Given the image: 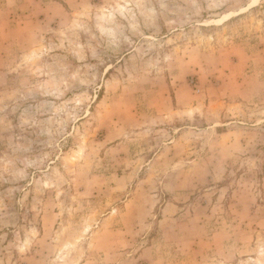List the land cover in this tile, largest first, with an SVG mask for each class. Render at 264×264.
I'll use <instances>...</instances> for the list:
<instances>
[{
	"label": "rangeland",
	"instance_id": "1",
	"mask_svg": "<svg viewBox=\"0 0 264 264\" xmlns=\"http://www.w3.org/2000/svg\"><path fill=\"white\" fill-rule=\"evenodd\" d=\"M0 264H264V0H0Z\"/></svg>",
	"mask_w": 264,
	"mask_h": 264
}]
</instances>
